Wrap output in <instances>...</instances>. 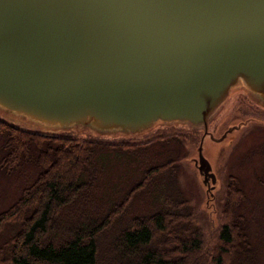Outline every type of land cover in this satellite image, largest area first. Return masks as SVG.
<instances>
[{
	"label": "water",
	"instance_id": "obj_1",
	"mask_svg": "<svg viewBox=\"0 0 264 264\" xmlns=\"http://www.w3.org/2000/svg\"><path fill=\"white\" fill-rule=\"evenodd\" d=\"M240 82L264 104V0H0V109L33 122L203 137ZM195 163L212 196L202 142Z\"/></svg>",
	"mask_w": 264,
	"mask_h": 264
},
{
	"label": "rangeland",
	"instance_id": "obj_2",
	"mask_svg": "<svg viewBox=\"0 0 264 264\" xmlns=\"http://www.w3.org/2000/svg\"><path fill=\"white\" fill-rule=\"evenodd\" d=\"M0 116L12 124L44 134L63 133L96 141L92 147L96 170L92 185L52 221L50 234L59 238L66 234L71 223L74 227L89 220L100 223L148 169L172 160L173 166L154 171L149 183L135 193L110 226L98 234L99 264L117 263L112 245L115 237L133 217L165 208L163 201L166 198L185 203L203 231V250L209 253L217 245L221 225L231 217L233 206L224 202L231 176L237 178V185L244 193L239 211L249 219L250 240L256 253L252 262L264 264V104L253 97L244 83L233 86L213 110L208 120L209 133L203 137L201 127L181 120L157 121L142 131L126 133L97 131L80 124L58 130L2 109ZM159 136L168 137L156 139ZM109 141L144 143L136 146L105 143ZM200 142L203 155L211 163L217 179L211 191L213 197L195 163ZM1 144L2 137L0 159L4 153ZM40 170L33 162H23L12 171L0 166V212L15 203ZM19 227L20 222L13 219L1 223L0 250L3 253L8 250L6 241Z\"/></svg>",
	"mask_w": 264,
	"mask_h": 264
},
{
	"label": "trees",
	"instance_id": "obj_3",
	"mask_svg": "<svg viewBox=\"0 0 264 264\" xmlns=\"http://www.w3.org/2000/svg\"><path fill=\"white\" fill-rule=\"evenodd\" d=\"M0 137L4 151L0 159L2 168L16 170L23 162H33L41 168L15 203L0 212V225L6 219L20 222V227L6 241L7 253L0 250V264H99L98 234L149 183L154 171L173 166L169 160L148 169L100 223L89 220L76 227L71 223L66 234L59 238L50 234L52 221L92 185L96 172L92 147L96 141L63 133L44 134L12 124L1 116ZM120 142L105 143L124 146L144 143ZM237 182L231 176L224 201L233 206L231 217L221 225L217 245L209 253L203 250V231L185 203L166 198L165 208L133 217L115 237L112 245L118 260L113 264H253L256 253L250 240L249 219L239 211L244 193Z\"/></svg>",
	"mask_w": 264,
	"mask_h": 264
},
{
	"label": "flooded vegetation",
	"instance_id": "obj_4",
	"mask_svg": "<svg viewBox=\"0 0 264 264\" xmlns=\"http://www.w3.org/2000/svg\"><path fill=\"white\" fill-rule=\"evenodd\" d=\"M242 93V92H241ZM244 95H246L245 93H243ZM247 96V95H246ZM251 100V99H250ZM203 130V129H202ZM203 133V132H202ZM158 138H160V137H156V139H158ZM202 138V137H201ZM214 190V189H213ZM211 197H213V195L211 196Z\"/></svg>",
	"mask_w": 264,
	"mask_h": 264
}]
</instances>
